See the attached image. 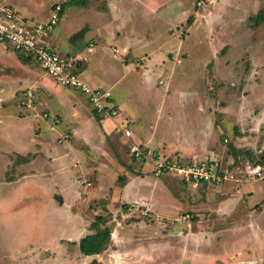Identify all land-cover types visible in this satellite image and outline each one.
I'll list each match as a JSON object with an SVG mask.
<instances>
[{
    "label": "rangeland",
    "instance_id": "obj_1",
    "mask_svg": "<svg viewBox=\"0 0 264 264\" xmlns=\"http://www.w3.org/2000/svg\"><path fill=\"white\" fill-rule=\"evenodd\" d=\"M10 1L15 2L14 6L24 16L28 18L36 16L44 23L50 20L56 3H61L64 10L51 33L59 54L72 59H77L78 55L87 49L86 36L90 29L95 30L97 25L103 29V25L98 21L100 17L98 14H92V11L95 8L109 11L107 5L110 2L87 0L86 3L89 4L86 6H73L67 0H6ZM201 1L203 3L200 6L198 3ZM116 2L119 5L120 17H126V20L116 22L113 19V12L110 11L108 15L113 19L108 23L112 26L110 29L115 30L117 25L133 39V33L138 38L150 36L166 38L169 31L181 21L179 16H186V11L192 9L191 17L199 25L200 30L196 35L200 34L204 39L203 45L207 47L193 51L196 65L191 60L186 70L180 71V65L178 66L175 80L169 74L158 75L156 72L148 84H145L146 78L143 75H134L122 70L124 64L121 62V56L117 60L110 58L111 50L108 56L111 60L110 65L115 64V69L122 70V73L116 76L112 68L107 81L118 100L128 98V94L131 93L130 103L128 105L127 101L121 103L124 119L129 118L127 110H131L133 106L140 112L145 129L153 122L161 134L160 138L167 134V149L162 148L167 154L160 155L179 156L182 159L196 158L190 157L191 154L188 153L169 154V144H172V138H178L183 131L184 135L188 132V136L194 135L196 131L200 132L198 128L193 130L195 127H191L189 121L194 119L198 123L203 122L202 127L205 128L203 132H207V124L210 118H213V111L215 112V108L214 110L212 107L208 108V103L216 105V102H219L221 107H226L218 108L219 115L215 116L219 124H222L220 132H230L227 130V124L223 123L224 113L229 112L228 117H233L237 130H244L243 134H240L241 140L236 139V142H240L241 145L260 146L262 149V152L244 149L247 151H243L241 155L236 150L235 160L229 156L223 160L222 157H218L225 168L237 172V176L242 178L241 169L245 171L246 166L260 162L264 158V0H116ZM154 7L157 8L153 9ZM183 32L181 35L184 38L191 33L185 28ZM55 38H58L61 44L59 41L57 44ZM68 43L71 45L68 46ZM120 43L112 41L106 45L111 48L112 44ZM10 50L15 54L12 49ZM187 54L182 59L189 58L190 55ZM159 78H163L164 84L158 83ZM172 79L173 92L162 98L160 92ZM205 85L215 89L213 101L212 99L206 101L203 91ZM88 105L92 110V104ZM172 107L177 108L174 110L175 114L179 113L183 118L176 116L170 128L168 116L169 112H172ZM46 111L47 109L43 113ZM125 122L114 126L115 129H119L120 134L127 124V121ZM203 132L192 138H200ZM107 137L104 138L106 143L116 152L113 146L115 139ZM81 138L83 137L76 135L74 139H67L64 145L74 144L76 141L80 143ZM119 139L128 147L134 161H138L139 159L131 153L132 140L123 136ZM228 139L229 141H226L222 138L221 141L235 148L230 137ZM2 142L8 147L7 141ZM103 142L96 140L98 148L92 147L94 155L92 158L101 165V171L98 174L97 172L91 174L93 179L90 175L82 182L86 186V181L96 183L98 180L99 185L86 186L88 190H84L83 194L79 193L78 188L77 194L75 193L76 178L80 177L79 173L81 174L82 170L79 166L73 167L75 157L68 158L70 168L66 171H59L56 160L50 161L44 156L40 157L37 165L28 164V178L36 174L40 184L48 188L53 186L55 191L60 192L61 197L57 198L58 201L67 200L69 204H64L58 209V203L54 204V208L53 205L47 206L44 196L37 202L31 201V198L25 207L27 217L23 214L22 217L12 218L9 223L2 217L0 211V264H90L95 259L104 264H264L262 223L264 216L261 215L264 213L263 205L257 206V214L261 216L257 219H255L257 214L254 216L251 227L250 224L246 225L245 221L239 220L241 223L236 224L235 228L222 230L217 225L214 227L215 223L218 224L220 221L215 219L218 217L217 214L214 213L212 217L213 209L204 205L206 192L203 185L191 187L185 185L187 182L183 179L172 175L156 176L162 182L156 184L157 202H160L158 197L163 198L165 195L166 203L177 211L172 217L163 212L153 211L146 204L117 205L106 198L90 199L89 196L106 195L104 189L108 190L109 188L105 186L109 187L113 183L112 174L117 175L118 180L121 177L120 181L125 177L116 171V162L112 155L107 154L108 147ZM80 149L79 153L85 156L82 148ZM43 152L46 156L45 150ZM120 152L123 157L122 148ZM100 154L104 155L101 161L98 156ZM127 155L125 152V156ZM125 159L123 162L127 163ZM0 160L3 164L6 159L0 155ZM140 161L135 165L138 171L136 173L152 174L148 171L149 167L143 166ZM30 170L36 171L31 173ZM15 172L13 170L11 175H16ZM100 174L102 178H99ZM5 175V168L0 165V197L4 198L14 193L13 186L4 181ZM188 183L199 185L205 182ZM55 184L59 187L55 188ZM121 186L122 184L115 186L113 197L117 193L121 194ZM143 189L142 186L139 188L136 186L135 190L139 192ZM123 190L126 191L125 187ZM107 228L111 231V237L100 254L85 255L81 252L79 247L81 237L99 233ZM212 228H215L213 233Z\"/></svg>",
    "mask_w": 264,
    "mask_h": 264
},
{
    "label": "crops",
    "instance_id": "obj_2",
    "mask_svg": "<svg viewBox=\"0 0 264 264\" xmlns=\"http://www.w3.org/2000/svg\"><path fill=\"white\" fill-rule=\"evenodd\" d=\"M0 1L7 3L15 9L20 16L26 17L14 6V1ZM86 1L84 3H72V5L86 6L89 4L88 2L86 3ZM109 1V5H107L109 11H105L103 8H95L92 11V14H98L97 16L100 17L98 21L99 24L103 25V29L97 25L95 30L90 29V31L87 32V49L81 52L75 61L79 74L85 81L89 84L91 83L90 85L94 87H104V89L111 91L114 103L119 108V115L114 119L100 115L81 92L57 83L42 69L36 60L24 57L16 52L12 46L0 43V155H3V158L6 159L3 164H1L0 160V165H2V168H5L6 175L4 181L7 184H11L14 189L12 196L6 198L0 197L1 215L8 223L15 217H22L24 215L27 217L25 207L31 198V201L37 202L41 196H44L47 206L53 205L54 208V204L58 203V209L64 204H69L67 200L58 201L57 198L61 197L60 192L55 191V189L52 188L53 186L48 188L44 184H40L37 176H35L36 174L30 175L28 178V164L37 165L40 161V157L43 158L44 156L50 161L55 159L58 163L59 171L68 170L70 168V161L68 158L70 156H72V158L75 157L73 160V167L79 166L82 169L81 174L79 173L80 177L76 178L75 193L77 194V188L80 194H83L84 190H88L82 182L87 179L86 177L94 174V172L98 174L102 168L101 165L96 163L92 158V156H94L92 153L93 149L98 148L95 143L96 140H99L100 143H102V140L104 141L103 143L108 147L106 150L109 151L107 154L112 155L114 162H116V171L120 173V176L125 175V177L123 181H120L121 177L118 180L117 175L114 176L112 174L113 183L110 184L109 187H107L108 185L105 186L107 189L109 188L108 190L103 188L106 191V195L101 197L89 196L90 199L102 200L106 198L107 200H111L112 204L117 205L118 203L146 204L153 211L163 212V214H169L171 217L177 212L176 209H173L166 203L165 195H163V198L158 197L160 202H157L156 184H160L161 181L157 179V175L153 172V161L145 157L144 159L139 158V160L135 162L128 151V147L119 139L121 136L126 139L130 138L132 144H139L143 147L145 154L162 153V155H166L167 153L163 149H167V134L163 138H160L161 134L158 133L156 124L153 122L149 124L148 129H145L142 124L140 112L135 110L133 106L131 110H127L130 116L125 120L122 114L121 103L127 101L126 105H128L130 103L129 99H131V93L128 94L127 100H118L117 95L113 93L112 86L109 85L107 79L110 77V71L113 68L116 72V76L117 74H121L122 70H126V72L134 75H143L146 78L145 84L150 82L151 77L156 72L158 75L161 73H164V75L169 74V76L175 80V76L178 74V66L180 65V71L182 69L186 70L188 62L192 60L195 64L193 51H199L202 47L207 49V47L203 45L204 39L200 34L199 36L196 35L197 32L200 33V30H198L199 25L194 21L193 17H191L192 9H189V12L186 11V16H179L181 21L169 31L166 38H156L154 36L138 38L137 35L133 33V39L125 30L121 27H117V25H115V30L110 29L112 26L108 23H110L111 20L114 19L116 22L121 20L124 22L126 17H120L119 5L116 0ZM156 8L157 7H154L153 9ZM110 11L114 14L113 19L108 15ZM190 18L193 19L191 23L189 22ZM28 19L41 22L36 16ZM121 23L122 22L119 23V26H121ZM184 28L191 32L186 38L181 35L184 33ZM51 39L56 48L53 33H51ZM55 39L58 44L59 39ZM112 41H120L121 43L119 45L112 44L110 48V46L106 44L109 45ZM59 44H61L60 41ZM70 45L71 44L68 43V46ZM91 46L92 49L90 50ZM10 49H12L15 54L11 52ZM111 50L112 54L110 58L113 57L117 60L121 56V62L124 64L122 65V70H116L115 64L112 66L110 65L111 60L108 56ZM187 53L190 55L189 58L182 59ZM200 66L202 67V65ZM173 79L171 83H167L166 87L160 92L162 98L173 92ZM158 83L160 85L164 84L163 78H159ZM30 89L37 90L35 100L39 103V106L36 110L27 108V106L23 105V100L25 99L24 93ZM214 90V88L212 89L210 86L205 85L203 91L206 101L211 99V101H213L215 95L213 94ZM216 101L218 100L216 99ZM88 104L91 105L92 110L89 108ZM209 107H212V110L215 108V112L213 111L212 115V112L209 111L214 119L210 118L207 124L208 131L203 132L205 129L202 127L203 122L198 123L196 119L189 121L191 127H195L193 130L198 128L197 130L200 132L196 131L194 135L191 134L188 136V132L184 135L183 131L178 138H172V144H169L168 148L169 154H172L170 152H181L191 154L190 157L196 158L222 157L221 160L229 156L235 160L237 155L236 150L239 155H241L243 151H247L244 149H251L255 152H260L262 150L260 146L253 147L250 144L241 145L240 142H236V139H238V141L241 140L242 136L240 134H243L242 132L244 130H237V124L234 123L235 120L233 117H228L229 112L224 113L225 120L223 123L227 124V130L229 129L230 132L221 133L220 128L222 124H219L215 116L219 115L218 108L224 109L226 107H221L219 102H216V105L208 103V108ZM45 109H47L48 115H44L43 111ZM175 109L177 108L172 107V112H169L168 125H170V128L174 120H176V116L183 118L179 113L175 114ZM125 121H127L126 125L131 129V137H127L123 133L120 134L118 131L119 129L114 128V126L117 127L119 123H126ZM201 131L203 134H200V138H192V136H198V133H201ZM117 132L119 133L117 134ZM66 135H69V137L65 138ZM76 135L83 137L80 143L76 141L74 144L64 145L67 139H74ZM105 136H108V139L109 137L110 139H115L113 141L115 145L113 146L116 152L108 146L109 144L106 143V139H104ZM229 137L231 141H233V144H235V148H231L228 144H224L221 141L222 138L229 141ZM4 140L8 142V147L2 142ZM80 148H82L85 156L79 153V151L81 152ZM121 148L124 152L123 157L120 152ZM44 150L46 156L44 155ZM125 152L128 154L127 156H125ZM98 156L100 157H98L99 161L102 160L101 157H104L102 154ZM124 159L125 161L127 160V163L123 162ZM139 161L143 166L149 167L148 171L153 175L148 173H136L138 171H136L135 165ZM247 167L248 166H246V168ZM34 168L35 166H33V169ZM261 168L264 173V165H262ZM226 169L232 171L228 169V167H226ZM13 170L16 171V175H11ZM243 170L244 169H241V171ZM34 171L36 170H30L31 173H34ZM91 177V179H93L92 175ZM100 177L101 174L99 178ZM117 184H122V189H120L121 194L117 193L115 197H113V189L116 188L115 186H117ZM93 185V187L98 186L99 181L97 180L96 183L93 182ZM185 185L191 187L203 185V190L206 192L203 201L204 205H208L213 209L214 212L212 217L214 213L217 214L218 217L215 219L220 221L218 224L215 223L214 227L217 225V227L222 230L235 228V226H237L236 224L241 223L239 220L245 221L246 225L250 224L251 227L253 218L257 214V206L263 205L264 207V177L250 180L242 179L240 181L227 179L221 183H201L199 185H190V183H186ZM136 186L138 188L142 186L145 190L143 189L138 192L135 190ZM54 187L57 188L59 186L55 184ZM124 187L126 191L123 190ZM161 199H163V202H161ZM261 215L264 216V213ZM261 215L257 214L255 219ZM262 223H264V219ZM214 230L215 228H212L211 233H213Z\"/></svg>",
    "mask_w": 264,
    "mask_h": 264
},
{
    "label": "built area",
    "instance_id": "obj_3",
    "mask_svg": "<svg viewBox=\"0 0 264 264\" xmlns=\"http://www.w3.org/2000/svg\"><path fill=\"white\" fill-rule=\"evenodd\" d=\"M202 3L203 1L198 4L201 6ZM62 12L63 5L58 3L52 9L51 18L47 23L32 21L20 16L15 9L0 1V43L12 46L24 57L33 58L57 83L81 92L100 115L114 119L119 115V108L114 103L111 91L90 85L79 74L76 59L63 57L53 45L51 32L58 24ZM36 91L30 89L24 93L23 105L27 108L36 110L39 106L35 100ZM44 115H48V112H44ZM122 131L125 136L131 137L128 125H125ZM67 137L69 135L65 138ZM131 153L137 159L150 156L154 166L153 172L157 176L172 175L187 183L191 181L221 183L227 179L240 181L264 177L260 165H249L245 171H241L243 173L241 178L237 176V172L227 170L218 158L182 159L179 156H162L158 153L150 155L145 154L139 144L132 145ZM91 185L93 181H86V186Z\"/></svg>",
    "mask_w": 264,
    "mask_h": 264
},
{
    "label": "trees",
    "instance_id": "obj_4",
    "mask_svg": "<svg viewBox=\"0 0 264 264\" xmlns=\"http://www.w3.org/2000/svg\"><path fill=\"white\" fill-rule=\"evenodd\" d=\"M86 0H69L68 3H78V2H85ZM192 18L189 19V22H192ZM29 58V57H27ZM30 59V58H29ZM251 165H264V158L260 162H256L255 164ZM111 231L107 228L104 231H101L96 234H88L85 237L81 238L79 241V247L81 252L85 255H94L100 254L104 249L107 242L110 240ZM90 264H104L101 261L95 259Z\"/></svg>",
    "mask_w": 264,
    "mask_h": 264
}]
</instances>
